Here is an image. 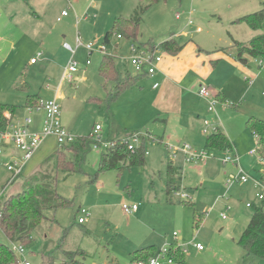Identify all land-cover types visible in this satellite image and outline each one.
<instances>
[{"label": "rangeland", "instance_id": "obj_1", "mask_svg": "<svg viewBox=\"0 0 264 264\" xmlns=\"http://www.w3.org/2000/svg\"><path fill=\"white\" fill-rule=\"evenodd\" d=\"M149 3V0H97L92 4V0H72L71 7L68 0H0V39L2 35L6 40L0 41V49H3L0 54V104L16 107L14 124L17 126L27 118L33 120L32 130L42 124L44 112L34 110L30 113L26 108L28 95H38L43 102L57 99L62 109L63 125L73 136H92L100 125L103 129L94 136V141L100 137L108 144L110 140L138 134L147 137L145 152L149 153L143 167L97 175L101 154L106 150L102 144L99 149L92 147L89 150L80 172L66 179L59 174L57 191L69 199L71 205L52 213L56 222L44 223L33 234L31 243L24 248L25 252H17L19 264H42V254L46 252L58 257L55 264H63L58 254L62 245L68 250L85 251V264H135L131 253L139 249L135 248V244L142 243L138 240L145 229L136 215H127L122 207H143L147 203L150 209L144 221L150 228L158 229L164 237H171L173 241L175 233L179 238L184 237L183 241L165 244L176 242L181 246L188 245L185 264H264V259L253 263L246 261L245 251L238 243L255 208L264 207V199L259 198L264 194V159H260L259 155H250L251 151L258 150L256 137L253 136V146L243 142L242 152L236 151V155L214 153L217 159L213 160L217 164L215 171L216 174L220 171V177L208 192V186L202 189L199 176L197 184L188 185L191 182L190 167L198 164L186 163L182 153L176 159L171 158L166 144H188L198 152L205 149L187 140L165 144L151 140V132L144 127L149 117L148 105L145 99L139 100L140 90H129L116 96L114 84L107 82L99 73L104 54L117 57L115 60L122 72L133 73L134 68L129 62L133 56V44L158 45L174 36L182 44L195 41L212 50L227 47L223 43L235 35L249 41L258 32L252 31L246 24L233 22L261 10L264 0H162L152 6ZM148 6L149 9L144 12L143 9ZM64 12L68 13V17H63ZM137 17L140 18L138 41L126 37L120 39L115 32L103 54L101 48L105 44V35L113 30L116 19L134 20ZM199 28L202 33H197ZM78 38L83 44L79 48ZM65 44L74 50L78 48L76 54L73 55ZM87 45L93 46L91 55L85 48ZM33 59L38 62L37 65L31 64ZM249 60L259 72L264 71L257 58L249 57ZM71 61L76 62L79 69L75 83L63 81ZM255 85L253 98L240 103L239 114L246 113L243 109L251 107L253 116L264 120V83L257 87L255 82ZM221 107L216 101V111H208L204 123L215 121L219 125L221 120L227 121L229 117L224 116ZM239 118V124H232L236 126V131L240 130L239 125L242 128L246 126L243 117ZM214 132L215 129L210 128L209 134ZM64 147L58 144L55 136L48 137L34 154L24 174L9 182L12 174L6 164L21 154L12 142L0 145L4 153L0 157L2 200L22 192L30 178L39 175V172L56 175L54 162L49 160ZM226 156L239 159L237 173H229V166H223L222 159ZM175 161L184 162L189 169L186 167L180 173L184 186L169 193L166 168L169 162ZM238 173L248 177L249 182L228 188V179L236 178ZM197 192L201 193L205 204L217 200L214 211L209 208L204 210L205 228L202 224L200 227L193 224V205L198 206ZM80 209L89 211L90 216L84 225L78 223ZM223 216H226L225 220ZM7 242L0 230V243ZM194 243L204 247L203 257L195 256ZM164 245L158 244V252ZM162 263L167 264L163 259Z\"/></svg>", "mask_w": 264, "mask_h": 264}, {"label": "trees", "instance_id": "obj_2", "mask_svg": "<svg viewBox=\"0 0 264 264\" xmlns=\"http://www.w3.org/2000/svg\"><path fill=\"white\" fill-rule=\"evenodd\" d=\"M160 1L162 0H149V4L152 6ZM150 6L143 9L144 12ZM234 24H246L253 31L260 32L247 44L235 42L239 61L246 64L249 57L264 59V3L261 10L238 18ZM115 32L133 41H138L140 18L137 17L134 20L117 18L113 30L105 35L104 45L108 46L110 44ZM142 47L151 51H156L159 48L163 53L178 55L183 50L184 45H181L172 36L159 46L149 43L142 45ZM116 58L112 55H104L99 73L107 82L114 84L116 96H120L128 88L135 86L138 79L145 74L135 73L137 76L134 77L131 71L122 72L120 66L116 63ZM220 97L217 96L216 99L218 100ZM41 101L38 95H28L26 107L36 108ZM15 114V106L0 104V136L12 126ZM247 126L258 141V150L256 152H258L260 159H264V120L252 117L248 120ZM206 137V149L209 151L226 152L233 149V144L220 128H217L213 134H209ZM94 142L93 137L89 136L77 138L69 146H62L64 148L59 150L49 160V162H54L56 175L53 176L43 171L39 172V175L30 178L22 192L8 196L0 204V230L8 241L7 244L0 243V264H19V258L13 247L16 245L28 246L33 239V234L44 223L56 222L52 213L55 214L60 208L71 205L69 199L58 193L57 178L59 174L64 175L66 179L70 175L80 172L86 160V155L93 147ZM145 143L146 137L142 136L139 146L135 151H132L128 148L126 139L110 140L111 145L101 154L97 175L109 171L123 172L126 169L145 166L147 156ZM176 173L174 167L169 166V193L178 190L174 184ZM193 207L195 209L194 205ZM204 216L205 214H200L195 209V224L197 227L202 224ZM238 243L244 249L245 260L249 263H253L257 259H264V207L255 208L250 222ZM58 254L62 257L63 260L61 262L63 264H85L83 260L87 257L85 251L81 249L68 250L63 245L58 250ZM156 254L157 249L151 246L135 251L133 258L134 261L139 262L147 260ZM170 256L179 264H185L186 262V255L178 249L176 242L171 245ZM57 258L53 253H43L42 264H55Z\"/></svg>", "mask_w": 264, "mask_h": 264}, {"label": "crops", "instance_id": "obj_3", "mask_svg": "<svg viewBox=\"0 0 264 264\" xmlns=\"http://www.w3.org/2000/svg\"><path fill=\"white\" fill-rule=\"evenodd\" d=\"M236 20H234V22ZM197 33H202L201 28L197 30ZM258 34L260 33L258 32L257 34L252 35L249 41L239 39L240 37L238 35H235V37L231 36L230 40L226 39V43H223L227 45V47H221L218 49L208 50L207 47H204L203 43L190 41L183 44L179 42L181 45H184V48L178 55H170L161 51L163 60L159 64L156 75L154 77H150L148 75L141 76V78H139L136 82L135 86L128 88L124 92L126 93L129 90L136 89L140 90L139 100H146L149 117L144 123V127L147 128L146 130L151 132L149 133V138L151 140L153 139L159 144H165L169 142L177 143L187 140L193 144H196V147L198 146L200 149H206L205 144L207 142V137H205L206 135L204 134L206 129L204 119L209 115L207 112L210 111V104L208 100L202 98L199 94L200 89L202 87H206L212 92L215 100L220 102L222 105L221 111L223 114H225L224 116L226 118L227 116L229 117L227 118V121L229 120V122L221 120L219 125L215 121L210 123L208 132L210 128L213 131L216 128L224 130L229 140L233 141L231 142L233 144V149L229 152H226L229 154L234 153V155H236V151L239 153L242 152L243 148L241 144L243 142L253 146L254 135L247 126V122L252 117H258L253 116V108L251 107L243 109L246 113L239 114V105L240 103L250 101L251 98H253V87L256 86L255 82L257 83V87L260 83H264V71L259 72L257 68H254L249 58L246 64L239 61L237 58L235 42L247 44ZM4 40V36L1 35L0 41ZM2 52L3 49H0V54H2ZM32 61V65L38 64V62L33 63ZM133 76H137L135 72H133ZM156 84L159 85L157 88H155ZM139 85L141 87L140 89L134 88ZM217 96L221 97L217 100ZM234 114L237 116V118H234ZM239 116L243 117L242 121L246 126L245 128H242L239 125L240 130L236 131L234 130L236 126H233L232 124H239ZM246 119L247 122H245ZM42 125L43 121L41 125L39 123L33 127V130H31H35L34 132H39L42 129ZM12 127H16L14 120ZM247 131L250 132V134ZM126 138L128 137H125L124 139ZM213 152L215 153L217 151ZM252 152L253 151L250 152L251 156L258 155V152L256 154H251ZM213 160L217 159L214 158L207 161L206 163H202L204 164L203 167H200L202 164L191 166V170L189 172V178H191V182H188L187 184H197V177L199 176L201 179L200 185L203 187L202 189L208 186L206 189V192H208L211 187L213 188L220 177V171H218L216 174L215 168L217 167V164L213 162ZM169 166H173L174 170L177 172L174 181L175 187L179 188L180 186H184V178L182 175H180V173L182 170L186 169V167L189 169L188 166L184 162H169L166 168L167 177ZM223 166H229V173H237L240 166L239 159L237 162L227 165L223 164ZM197 194L198 206L197 204H194L196 211H198L200 214H205V216L206 212H204V210L209 208V210L214 211L217 200L211 204H205L201 198V193L197 192ZM138 206L139 209L136 213H134V215L137 216V221L144 226L145 231L144 234H142L143 236H141V238L138 240L142 243L138 245L135 244V248H139L137 250H140L142 248L154 246L158 253V244L164 245L166 242H172L173 239L171 237H164V233L160 232L158 229H153V227L150 228L147 223H145L144 218L150 209L148 203L143 207L141 205ZM195 209L193 208L194 225ZM205 216L202 222V227L204 226V228L207 224ZM183 240L184 237L180 236L178 241ZM193 251L196 257L201 258L205 255L204 251H197V249H193ZM134 252L131 253L132 257ZM134 263L136 264L137 262L134 261Z\"/></svg>", "mask_w": 264, "mask_h": 264}, {"label": "built area", "instance_id": "obj_4", "mask_svg": "<svg viewBox=\"0 0 264 264\" xmlns=\"http://www.w3.org/2000/svg\"><path fill=\"white\" fill-rule=\"evenodd\" d=\"M13 1V0H10ZM71 7H73L72 0H68ZM97 0H92V4H95ZM68 13L64 12L63 17H67ZM120 35V34H119ZM123 38L122 35H120V39ZM80 46H83V44L80 41V38H78V48ZM65 47L69 49L73 55L76 54L77 49H73L69 44H65ZM86 50L90 53V55L94 52L92 45L85 46ZM107 46L104 45V47L101 48V52L104 54L107 51ZM131 51L133 56L130 59V64L134 68L135 73H141L148 75L150 77H154L157 73L159 64L163 60V56L161 53V50L159 48L156 49V51H151L148 48H144L142 46H138L136 44H133L131 46ZM106 55V54H104ZM257 62L260 67L264 66V59L257 58ZM33 63L36 62L35 60L32 61ZM88 65H90L88 61ZM79 72L78 65L76 62L71 61L69 65L67 66L63 81H68L70 83L77 82L76 80V74ZM159 85L156 84L155 88H157ZM200 96L206 100L209 101L210 104V111H216L215 105L216 100L213 96L212 92L206 88L202 87L199 92ZM30 113H32L34 110L37 111H43L44 112V120L42 129L39 132H34L31 130L33 120L31 118H27L23 123H20L16 127H10L7 132L4 134H1L0 136V145H4L5 142H12L14 147L20 152L22 156L19 157H13L11 158L10 162L6 164L7 170L12 174V178L10 179V182H14L18 177L24 174L29 162L33 159L34 154L36 151L41 147V145L45 142V140L50 136H55L57 138L58 144L63 145H70L74 143L77 140V137L73 136L68 130L65 128L62 122V109L57 99L49 100L47 102H40V105L38 107H28L27 108ZM218 115V114H217ZM206 123V129L204 131V134L206 136L209 135L208 128L210 127V123ZM217 128L215 129V131ZM102 131V127L98 125L94 130V135L92 137L94 138L95 135H99ZM140 135H132L131 137L126 138L128 148L132 151H135V149L139 146ZM105 142L101 140L99 137L93 144V147L95 149L101 148V145L103 144L105 148H108L111 144H104ZM166 150L169 153V156L173 159H176L179 153H182L185 162L188 164H202L206 163L210 158H216L213 151H209L207 149L203 151H196L194 150L190 145H172V144H166ZM229 152V151H226ZM256 151H253L251 154H256ZM3 151L0 150V157L3 156ZM149 153L146 152V155ZM238 158H233L231 156H226L222 159V162L224 165L232 164L234 162H237ZM241 172V171H240ZM243 173V172H241ZM239 173L236 178L234 179H228L227 186L230 188L233 185L237 183L241 184H247L249 182V178L246 176H240ZM4 192V191H3ZM3 193L0 195V204L3 202ZM183 199L185 196L182 197ZM259 198L261 200L264 199V194L260 195ZM123 211L127 215H132L136 213L139 209L138 205H123L122 207ZM89 211L80 209V216L78 218L79 224H85L89 218ZM223 219H226V216H223ZM175 241L179 240V236L177 233L174 234ZM193 246L198 251H203L204 247L199 243H194ZM189 246H181L178 244V249L182 251L184 255H187V249ZM24 246L22 245H16L13 247L15 253L21 252L24 253ZM170 250L171 245L165 244L164 247L154 256L148 258L147 260L139 261L136 264H163L162 259L165 260L167 264H175L176 260L170 256ZM29 264V263H26Z\"/></svg>", "mask_w": 264, "mask_h": 264}]
</instances>
